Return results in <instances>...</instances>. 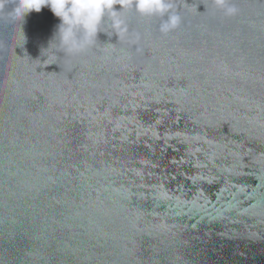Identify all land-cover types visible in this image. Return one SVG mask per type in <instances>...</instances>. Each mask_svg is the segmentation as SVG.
Returning <instances> with one entry per match:
<instances>
[{"label": "water", "instance_id": "water-1", "mask_svg": "<svg viewBox=\"0 0 264 264\" xmlns=\"http://www.w3.org/2000/svg\"><path fill=\"white\" fill-rule=\"evenodd\" d=\"M173 2L76 56L0 10V264H264V0Z\"/></svg>", "mask_w": 264, "mask_h": 264}, {"label": "clouds", "instance_id": "clouds-1", "mask_svg": "<svg viewBox=\"0 0 264 264\" xmlns=\"http://www.w3.org/2000/svg\"><path fill=\"white\" fill-rule=\"evenodd\" d=\"M213 6L223 12L225 17H234L238 8L230 0H212ZM8 5V0H0V10ZM48 8L59 19L53 40L67 56H76L86 52L98 41L102 27L107 24L116 36L127 34L126 21L120 13L134 10L141 17L160 18L159 32L169 34L182 22L175 10L173 0H14L8 16L22 25L32 12L39 13Z\"/></svg>", "mask_w": 264, "mask_h": 264}]
</instances>
